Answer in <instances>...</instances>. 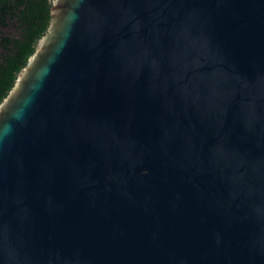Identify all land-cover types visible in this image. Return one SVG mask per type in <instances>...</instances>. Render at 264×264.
<instances>
[{"label": "water", "instance_id": "obj_1", "mask_svg": "<svg viewBox=\"0 0 264 264\" xmlns=\"http://www.w3.org/2000/svg\"><path fill=\"white\" fill-rule=\"evenodd\" d=\"M50 17L0 104V264H264V0Z\"/></svg>", "mask_w": 264, "mask_h": 264}, {"label": "trees", "instance_id": "obj_2", "mask_svg": "<svg viewBox=\"0 0 264 264\" xmlns=\"http://www.w3.org/2000/svg\"><path fill=\"white\" fill-rule=\"evenodd\" d=\"M51 0H0V26L15 27L0 36V104L50 25Z\"/></svg>", "mask_w": 264, "mask_h": 264}]
</instances>
